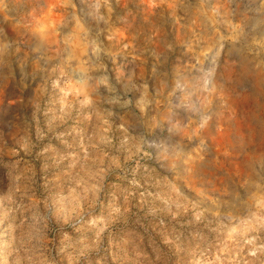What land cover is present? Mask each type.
Returning <instances> with one entry per match:
<instances>
[{
	"label": "rangeland",
	"instance_id": "374dc122",
	"mask_svg": "<svg viewBox=\"0 0 264 264\" xmlns=\"http://www.w3.org/2000/svg\"><path fill=\"white\" fill-rule=\"evenodd\" d=\"M0 264H264V0H0Z\"/></svg>",
	"mask_w": 264,
	"mask_h": 264
}]
</instances>
